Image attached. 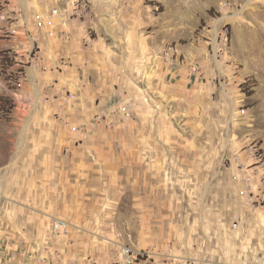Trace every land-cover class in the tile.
Wrapping results in <instances>:
<instances>
[{"label":"rangeland","instance_id":"1","mask_svg":"<svg viewBox=\"0 0 264 264\" xmlns=\"http://www.w3.org/2000/svg\"><path fill=\"white\" fill-rule=\"evenodd\" d=\"M55 7V59L6 36ZM4 53L0 158L16 101L66 122L71 170L32 196L66 213L78 264H117L126 245L138 264H264V201L235 176L264 152V0H0Z\"/></svg>","mask_w":264,"mask_h":264},{"label":"crops","instance_id":"2","mask_svg":"<svg viewBox=\"0 0 264 264\" xmlns=\"http://www.w3.org/2000/svg\"><path fill=\"white\" fill-rule=\"evenodd\" d=\"M32 34L38 46L43 47V57L55 59L61 53L63 45L54 38L35 28ZM19 40L27 43L25 36ZM16 103L10 123L20 129L7 130L5 139L18 142H14L16 146L8 158H0V264L81 263L77 233L53 229L55 220L69 221L66 213L57 210L56 202H42L32 196V188L54 184L56 176L52 172L71 170V156L66 154V146L71 144L68 126L55 115L34 113L36 104ZM33 135L38 142L27 147Z\"/></svg>","mask_w":264,"mask_h":264},{"label":"built area","instance_id":"3","mask_svg":"<svg viewBox=\"0 0 264 264\" xmlns=\"http://www.w3.org/2000/svg\"><path fill=\"white\" fill-rule=\"evenodd\" d=\"M61 17V10L57 7L52 8L46 15H38L35 28L54 38L57 35L58 21ZM17 27V24L12 26L6 36L12 38L24 33L29 34L31 38L33 37L30 33L31 27L29 24L24 23L22 29ZM10 57H12L11 53L0 55V73L6 74L7 62ZM16 85L19 88L23 86V74L21 72L16 78ZM74 130H77V128L75 127ZM236 166L235 176L241 186L240 194L247 199V203L251 206L261 205L260 202L264 201V152L262 147L253 146L247 154L240 155L236 159ZM53 229L65 232L68 229V223L65 220L57 219L53 222ZM145 253V250L134 249L126 245L122 249V259L117 264H138V257Z\"/></svg>","mask_w":264,"mask_h":264}]
</instances>
